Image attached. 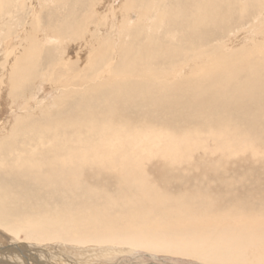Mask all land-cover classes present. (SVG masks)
<instances>
[{"label":"bare ground","instance_id":"obj_1","mask_svg":"<svg viewBox=\"0 0 264 264\" xmlns=\"http://www.w3.org/2000/svg\"><path fill=\"white\" fill-rule=\"evenodd\" d=\"M47 85L55 109L39 118ZM4 103L0 264H53L54 236L264 264V182L257 205L247 189L225 204L236 182L220 165L216 197L141 171L159 156L195 172L200 152L264 176V0H0Z\"/></svg>","mask_w":264,"mask_h":264},{"label":"rangeland","instance_id":"obj_2","mask_svg":"<svg viewBox=\"0 0 264 264\" xmlns=\"http://www.w3.org/2000/svg\"><path fill=\"white\" fill-rule=\"evenodd\" d=\"M50 6H54L53 4H50ZM43 9V11H45V10H47L48 8L47 7H45V8H42ZM53 10V9H52ZM46 17V16H45ZM109 28V27H108ZM108 28H106V29H104V31H103V34L105 33H107V34H110V35H112V33L113 32H111V31H113L112 30V28H109V30H108ZM110 31V32H109ZM70 50V49H69ZM71 55L74 57V59H76V54H74V53H71ZM79 63H81L80 61L79 62H77V64L79 65ZM54 91L55 90H53V89H51L48 85L47 86H43L42 87V89H41V91H39L40 93H38L39 94V97H36V99L37 100H35V99H31L32 101H31V103H30V105H31V109H34L35 110V115L36 116H38L39 118L41 117V115H43L44 114V112H45V114L44 115H46V111L48 110V112L50 113L51 111H53V109H55V107H54V104L53 105H51V106H49V104L53 101V96L52 95H54ZM33 97H34V95H33ZM39 98V99H38ZM60 98V97H59ZM4 105V107H6V103H4L3 104ZM22 106L24 105V103H22L21 104ZM22 106H19V107H22ZM33 106V107H32ZM3 107V108H4ZM46 108V109H45ZM18 111L17 112H15L14 113V115H16L17 113H20L21 111L19 110V109H17ZM41 111V112H40ZM23 113V112H22ZM5 115V116H4ZM10 115V110L8 109V106L6 107V108H4V109H2V110H0V124L3 122V121H6L4 124H3V127L2 126H0V135L2 136L3 135V129L5 128V127H7V126H9L10 124H9V121H10V117L11 116H9ZM13 115V116H14ZM13 116H12V118H13ZM11 118V119H12ZM9 119V120H8ZM3 128V129H2ZM16 139H20V136L18 137V136H16L15 137ZM201 157V161L202 162H200L199 161V158ZM203 156L201 155V153L199 152V153H197V154H194V158H193V160H196V162L195 163H200V165H201V167L199 166V169H200V173H202L203 172V174H201L200 175V173H199V169H198V171H197V169L195 170V172H194V170L192 169H190L189 167V169H190V171H188L187 170V166H184V164H180L179 166H176L174 169H172L170 166H169V164H167L166 162H165V160L164 159H162V158H160L159 156H154V157H152V159L150 160V162H149V159L148 160H146L145 162H146V164L144 163L143 164V166H142V168H141V171L143 172V174H147V176H148V179L150 180V182H152V184H154L155 186L157 185V184H159L160 186H162L164 189H170L171 191L173 190H176V188H174V186L175 187H177V186H182V184H183V186L185 185H187L188 187L190 186L191 188H192V186H194V188H197L198 186V188H203L204 189V191L206 192V190H207V192H209V193H211V194H213L214 195V197H216L217 196V192L218 191H215L216 190V187H215V185H216V183H217V181H216V177H215V173L217 172V173H219V172H223V173H225V175L228 177V178H232V180L234 181L235 180V182L236 183H238L237 185H236V183H235V188H231V193H229L230 191H228V193H226V192H222V191H220V192H218V195L220 196V199H221V201L223 202V203H225V204H229L230 202L228 201V200H230L231 198H232V196L233 197H241V196H244V194L242 195V191L244 190V191H247V195H249L250 197L248 198L249 200H251L252 199V201H253V203L254 204H258L259 203V201L258 200H256V198L255 197H257L258 195H256L257 193L256 192H258V191H256V190H254L255 189V187L259 184V182H264V176H262L263 177V179H262V177H258V176H256L255 178H253V177H251V176H247L248 174H243L242 175V173H245L246 172V170H248L247 168H245L243 165H240L239 163H236V161H235V158L233 157V158H230V161L228 160V163L226 162V163H224L223 165H222V163H221V161H218L217 160V157L218 156H216V154L215 155H211V156H207V158L206 157H204V158H202ZM153 158H156V159H153ZM196 158V159H195ZM211 159V160H210ZM234 159V160H233ZM156 160V161H155ZM211 162H210V161ZM213 160V161H212ZM153 161V162H152ZM199 161V162H198ZM215 161H216V163H215ZM217 161H218V163H217ZM163 162H164V164H163ZM156 163H157V165H156ZM236 165H235V164ZM214 164H216L217 166H215ZM230 164H231V167H230ZM144 165H145V167H144ZM156 165V166H155ZM210 165V166H209ZM220 165V166H219ZM222 165V166H221ZM235 165V166H234ZM163 166V167H162ZM215 166V167H214ZM219 166V167H218ZM224 166V167H223ZM228 166V167H227ZM243 166V167H242ZM167 167V168H166ZM170 169H169V168ZM207 167L209 168H211V170L213 171H209L210 170V168L209 169H207ZM217 167H218V170H219V172H218V170H217ZM233 167V168H232ZM236 167V168H235ZM205 168L208 170V172L206 171V172H204L205 171ZM215 168H216V170H215ZM220 168H222L221 170H220ZM157 169V170H156ZM243 169V170H242ZM144 170H145V173H144ZM167 170V171H166ZM169 170V171H168ZM180 172V174H176V176H175V173L177 172V173H179L178 171ZM184 170V171H183ZM240 172L239 173V175H238V172ZM241 170V171H240ZM255 170V169H254ZM156 171H157V175H156ZM176 171V172H175ZM182 171V172H181ZM187 171V172H186ZM244 171V172H243ZM249 172H251L252 171V169H249L248 170ZM247 171V172H248ZM150 174H149V173ZM153 172V173H152ZM155 172V173H154ZM159 172H160V174H159ZM163 172V173H162ZM167 172V173H166ZM171 172V173H170ZM185 172V173H184ZM230 172H231V174H230ZM190 173V174H189ZM198 173H199V175H198ZM207 173V174H206ZM213 173V174H212ZM236 175H235V174ZM151 174H153L152 176H151ZM172 174V175H171ZM183 174V175H182ZM155 175H156V177H155ZM159 175V176H158ZM167 176L166 178H164V176ZM168 175H170L171 177H169ZM184 175H186L185 177H184ZM196 175V176H195ZM203 175V176H202ZM205 175H207V176H209V178H211V179H209L207 176H205ZM213 175H214V177H213ZM173 176H175V177H173ZM178 176V177H177ZM179 176H183L184 177V179H183V177H179ZM201 176H202V179L203 180H201L200 181V179H201ZM211 176V177H210ZM242 176V177H241ZM158 177V178H157ZM177 177V178H176ZM190 177V178H189ZM198 177V178H197ZM251 177V178H250ZM171 178V179H170ZM208 178V179H207ZM213 178L215 179V180H213ZM243 178H246V180L245 179H243ZM256 178L258 179V180H256ZM161 179V180H160ZM164 179V180H163ZM179 179V180H178ZM191 179V180H190ZM197 179V180H196ZM241 179V180H240ZM250 179V180H249ZM254 179V180H253ZM155 180L157 181V180H159V182L157 183V182H155ZM172 180V181H171ZM175 180V181H174ZM198 180L200 181V184H199V182H198ZM210 182H209V181ZM237 180V181H236ZM245 180V181H244ZM249 180V181H248ZM215 181V182H214ZM240 183H239V182ZM167 182V183H166ZM207 184H206V183ZM254 182H255V185H254ZM156 183V184H155ZM179 183V184H178ZM206 184V186H205V184ZM210 183V184H209ZM211 184H213V185H211ZM250 184V185H249ZM159 185H157L158 187H160ZM195 185H196V187H195ZM243 185V186H242ZM261 186L262 185H264V183H262V184H260ZM166 186V187H165ZM169 186V187H168ZM182 186V187H183ZM186 186V187H187ZM242 186V187H241ZM189 187V188H190ZM209 187V188H208ZM243 187H245V188H243ZM253 187V188H252ZM210 189V190H209ZM247 189V190H246ZM238 190V191H237ZM256 191V192H255ZM116 192V191H115ZM221 193H223V194H221ZM233 193V194H232ZM252 193V194H251ZM234 194H235V196H234ZM229 195H231V196H229ZM247 195L245 196V197H247ZM254 195H255V197H254ZM251 196H253V198L251 197ZM256 202V203H255ZM40 208H45L44 206H43V204L40 206ZM4 232V231H3ZM17 238H18V240L21 242V243H26V238H27V233H26V231L25 230H23V229H20L19 230V232H18V235H17ZM26 239V240H25ZM52 242H53V244L54 245H46V244H43V245H46L45 247H51V246H53V247H51L52 249V251L54 252H56L55 253V261L53 260V262H52V260H51V262L53 263V264H211V263H206L205 261H200L199 259H197V258H195V257H193V256H189V255H187V256H183V255H179V254H177V253H175V254H173L172 252L171 253H158V252H156V253H152V252H149V251H145V250H142V249H123V248H117V249H115V251H112V249H109V247L112 245V244H109V245H106V244H99V243H96V242H86V243H79V242H77L76 243V241H67V240H65V239H60L58 236H54V237H52ZM22 240V241H21ZM19 241H17L18 243H19ZM4 243V242H3ZM28 243H30L29 242V240H27V244ZM8 244V245H7ZM7 244H3L4 246H11V247H14L13 246V244H9V243H7ZM36 245V244H35ZM42 245V246H43ZM17 247V246H16ZM29 248H31V247H29ZM39 248L41 249V247L39 246ZM38 247H37V249H39ZM9 249V248H8ZM8 249H5V250H8ZM15 249V248H14ZM31 251H32V249H31ZM31 251H29V255H32L31 254ZM59 251V252H58ZM33 252V251H32ZM58 253V254H57ZM52 254H54V253H52ZM64 255V256H63ZM67 256V257H66ZM62 257V258H61ZM65 257H66V259H65ZM158 257V258H157ZM68 258V259H67ZM58 259H60L59 261H58ZM63 259V260H62ZM82 259V260H81ZM69 260V261H68ZM58 261V262H57ZM63 261V262H62ZM65 261H67V262H65ZM75 261V262H74ZM60 262H62V263H60ZM69 262V263H68Z\"/></svg>","mask_w":264,"mask_h":264}]
</instances>
